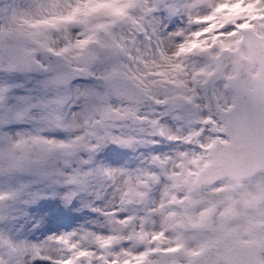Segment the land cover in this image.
<instances>
[{"label": "snow or ice", "instance_id": "snow-or-ice-1", "mask_svg": "<svg viewBox=\"0 0 264 264\" xmlns=\"http://www.w3.org/2000/svg\"><path fill=\"white\" fill-rule=\"evenodd\" d=\"M0 264H264V0H0Z\"/></svg>", "mask_w": 264, "mask_h": 264}]
</instances>
